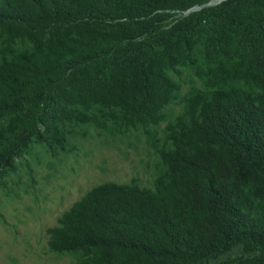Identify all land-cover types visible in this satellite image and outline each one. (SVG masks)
<instances>
[{
    "label": "trees",
    "instance_id": "trees-1",
    "mask_svg": "<svg viewBox=\"0 0 264 264\" xmlns=\"http://www.w3.org/2000/svg\"><path fill=\"white\" fill-rule=\"evenodd\" d=\"M214 1L0 0V178L31 143L65 152L69 128L159 125L180 91L169 70L204 67L154 189L93 188L50 230L52 252L208 264L241 247L256 255L237 264H264V0Z\"/></svg>",
    "mask_w": 264,
    "mask_h": 264
},
{
    "label": "rangeland",
    "instance_id": "rangeland-1",
    "mask_svg": "<svg viewBox=\"0 0 264 264\" xmlns=\"http://www.w3.org/2000/svg\"><path fill=\"white\" fill-rule=\"evenodd\" d=\"M223 0L211 2L216 6ZM201 8H196L200 10ZM18 42L16 51L30 49ZM0 35V60L6 53ZM7 55V54H6ZM176 66L168 74L179 85L176 99L164 110L165 121L148 128L109 124L108 130L92 125L69 128L65 152L31 143L15 159V168L0 178V264H80L81 252L57 254L50 250V230L90 190L108 182L154 189L165 167L159 152L171 148L168 126L183 115L186 99L204 91V67ZM6 122H0V129ZM241 247L208 264H237L253 258Z\"/></svg>",
    "mask_w": 264,
    "mask_h": 264
}]
</instances>
